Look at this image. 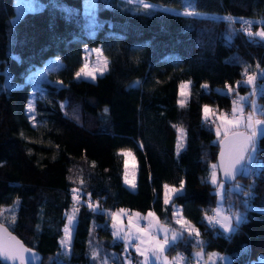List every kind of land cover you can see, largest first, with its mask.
Segmentation results:
<instances>
[{"label":"trees","instance_id":"1","mask_svg":"<svg viewBox=\"0 0 264 264\" xmlns=\"http://www.w3.org/2000/svg\"><path fill=\"white\" fill-rule=\"evenodd\" d=\"M36 1V9L13 21V0H0V66L21 84L4 89L0 77V223L31 250L35 264H126L124 257L135 264L137 254L112 234L111 214L152 211L178 227L174 206L199 232L183 231L167 248L184 255L182 264H192L195 252L221 256L214 264H253L264 256V151L253 154L252 174L251 159L235 181L224 183L226 210L243 213L226 233L208 221L216 205L210 170L222 136L202 111L206 104L215 113L230 111L234 101L253 96L255 115L264 119V39L253 34L264 31V0H142L158 6L152 11L96 0L92 16L84 0ZM86 46L99 47L107 60L93 81L75 77ZM53 56L61 66L30 99L25 76ZM249 75L253 94L244 83ZM258 148L264 150V135ZM125 149L137 164L133 190L123 180ZM181 181L183 191L166 205L164 186ZM73 188L81 192L78 201Z\"/></svg>","mask_w":264,"mask_h":264},{"label":"snow or ice","instance_id":"2","mask_svg":"<svg viewBox=\"0 0 264 264\" xmlns=\"http://www.w3.org/2000/svg\"><path fill=\"white\" fill-rule=\"evenodd\" d=\"M145 8H148L149 5L145 4ZM185 14H192L188 13L186 11ZM227 19H231V17H228ZM249 35H253L252 33H248ZM254 35L264 38V31H260L255 33ZM95 52L99 53L100 49H94ZM103 68H97V69H89L87 65L84 67H81L79 71L75 73V76L77 78L81 77L82 75L85 77H89L92 79H95V74L97 71L103 72ZM255 77L253 75H249L247 77V80L244 81V83L247 84H253ZM189 87L188 83H182L181 88V96H186V92L184 91L186 88ZM204 87H207V85H204ZM226 87H228L226 85ZM228 91L231 92L233 89L231 87H228ZM244 99V98H240ZM185 100L181 99L178 101L180 105L183 107L185 104ZM236 104V102H233ZM253 111L248 114V116L245 118L243 115V108L242 107H234L233 108V114L231 118L226 114H220L216 119L220 121V125L216 127V133L217 136H222V139L220 141L222 150L220 153V163L219 165L213 164L212 172H211V183L212 184H222V181H219L217 179V169L219 168L226 177H234L236 172L239 170L240 166L244 162L251 161L253 154L257 153L258 151H264L262 149L258 148V138L261 135H264V120L262 119H256L255 118V101L252 102ZM27 110L31 113L33 111V107L31 103H29ZM203 117L205 121H209L210 113L212 110L209 108V106L206 104L203 106ZM221 127H223V132H221ZM243 128L244 131H240L239 129ZM178 131L182 132V129H178ZM183 147V143L178 142L177 144V150L179 151ZM122 155L125 157L124 165H125V183L129 184L132 187H135L134 181L128 179V168H129V159L133 161L131 164L132 169L134 170L136 168L135 164V156L131 150H121ZM133 171V175H134ZM184 188V181L180 182V187H169L168 185H165V195H164V203L167 205L170 200L172 199L173 195H178ZM219 194V190H218ZM73 200L78 201L79 200V190L73 189ZM93 211L97 209V206H94L92 204L88 205ZM76 211L77 209H74L72 214L68 216V223L64 226V241H62L63 244H70L71 240V229L72 225L75 222L76 219ZM125 214V210L120 209L118 212H114L111 214L112 218V229H113V235L119 236L121 233L124 232V229L120 227V220L119 217ZM135 217V219H133ZM139 214H131L129 215V223L128 228L131 229L133 226L136 227L137 233L148 235L149 241H150V247H146L141 250L140 246H137L136 251L140 253L142 256L145 257L144 264H149L147 253L151 251L152 255L159 258L163 252L166 250V246H168L170 243L174 242L177 238L179 233L173 231L172 229L163 227L159 225V222L156 221L155 215L152 212L148 213V216L144 219L152 218L149 220V224L147 228L140 227L137 221L139 220ZM237 218L239 219V216L237 215ZM178 224H181L182 227L187 228L189 236H192L195 234L196 236H199V232L192 227L188 221L177 219L176 221ZM210 223H217L220 224V226L225 231H230L231 229V221L230 218L225 216L222 218V222L217 217H210L209 218ZM156 228L157 232H163L164 233V239L159 240L155 239L154 236L151 235V229ZM172 231L173 234L171 236V241L168 237V232ZM0 233H7V229L4 227V224L0 223ZM132 236L131 231L125 233L124 239L127 246V243L130 241ZM9 240H5L2 235H0V258H4L8 261H15L19 260L21 264H24V253L30 252V249L25 248L18 240L15 239V237H12L10 233H8ZM137 239L141 241V243L144 242L142 236H137ZM93 258L96 257L97 253L93 251L92 253ZM196 255H199L197 253ZM165 264H169V262L165 258Z\"/></svg>","mask_w":264,"mask_h":264},{"label":"rangeland","instance_id":"3","mask_svg":"<svg viewBox=\"0 0 264 264\" xmlns=\"http://www.w3.org/2000/svg\"><path fill=\"white\" fill-rule=\"evenodd\" d=\"M95 1L96 0H84L83 1L84 11L88 15H91L92 16L93 14H96V11H95V7H96ZM121 1L124 2V7H126L130 11H135V10L140 9V8H144V9H146L148 11H152V10H155L158 7L157 5H154V4H151L149 2L142 1V0H121ZM145 4H148L149 7L148 8H145L144 7ZM13 5H14V11H15V13H14V16L12 17V20L15 21L16 19H18L26 11H30V10L36 9V7H37V1L36 0H13ZM252 19L253 20H256L257 19V16L252 17ZM260 31L261 30H256L253 34H255L257 32H260ZM259 38H261V37H259ZM261 39H264V38H261ZM97 48H99V47H96V46H86V47H84L83 62H82V66H81V67H84L85 65H87V67L89 69L103 68L104 69L103 72H100V71H97L96 72L95 78L98 75H101V74H103L106 71V65H107V60L103 56V54L101 52V49L99 48L100 49V52L99 53H97V52L94 51V49H97ZM226 54H227V49L226 48H222V50H221V56L222 57H225ZM61 63H62L61 62V59L58 56H53V57L47 58L44 62H42L41 65L34 67V69H32L25 76L24 81L25 82H30L32 84V89L30 90V99L33 96V90L34 89L37 90V88H35V87L40 86V84L42 82L49 81L50 80V78H49V72L52 71V70H55V69L59 68L61 66ZM260 71H261V73L264 71V66H262L260 68ZM0 77H1V85H2V87L4 89H7V88H9L11 86L21 85L20 83H16V82L14 83V82H12L10 80V75H9V72L7 71L6 67L0 66ZM79 78H84V79L91 80V81L95 80V79H92V78H89V77H85L83 75L81 77H79ZM183 83H188L189 84V81H185ZM251 86H252V92H253V88L255 87V81H254L253 84H251ZM186 89L184 90L185 92L187 91ZM34 95H35V93H34ZM242 98H244V99H240L239 98V100L236 102V104L233 103V105H232V107H231V109L229 111V112H231V115H228L230 118H231V116L233 114V108L234 107H237V106L243 108V115L245 116V118L248 116L249 113H251L253 111V110L252 111L251 110H246L245 111V109H244V106H245L244 101H246L245 100L246 99V96H244ZM30 103H31V105L33 107V102L31 101ZM222 113L225 114L224 111L217 112V113L211 112V114H210V115L213 114V116H214V118H213V121H214L213 128H214L215 132H216V127L218 125H220V121L218 119H216V117H218ZM28 114H29V116L32 117L33 116V111L31 113L28 111ZM255 118L256 119H262V120H264L263 118H260L257 115H255ZM239 130L240 131H244L243 128H241ZM221 132H223V127H221ZM125 150H130V149H125ZM128 159H129L128 179L129 180H133L134 181V184H135L136 183V172H137L136 159H135L136 168L134 170L131 167V164H132L133 161L131 160V158H128ZM124 160H125V157H124ZM248 162H250V161H248ZM248 162H244V163H248ZM245 167L246 166H243L244 170H246ZM133 171L135 173L134 175H133ZM211 172H212V169L210 170V182H211ZM124 178H125V169H124ZM217 179L219 181H221L220 180V177H219V174H218V171H217ZM123 180H124V184L130 190L135 189V187H132L129 184H126L125 183V179H123ZM212 185L214 186V192L216 193V205H215V207H214V209L212 211V214L210 216H208V221H209V218L210 217H217L222 222V218L225 217V216H227V217L230 218V221H231V229L232 230L225 231L220 226V224H217L215 222H213V224L216 225V226H218V227H220L226 233L231 232L242 221V219H243V213L240 212V211H237V212H229V211L226 210L225 205L223 203V190H224V183L223 182H222V184H215V185L212 184ZM169 187H173V186H169ZM179 187H175V188H179ZM218 190H219V194H218ZM164 195H165V186H164ZM120 209L125 210V214L119 217V220L121 222L120 223V227L124 229V232L121 233L119 236H115V235L114 236L124 242L125 247H126V250H130L131 249V251H133V252H135L137 254L138 260L135 262V264H144L145 257L142 256L140 253H138L136 251V248H137V246H140L141 247V250L143 251L144 248L150 247L149 237H148V235L137 233L135 226H133L131 229L128 228L129 215L138 213L140 218L137 221V223L139 224L140 227L147 228L148 227V224H149V220H151L152 218H148V219H144V218L147 217L148 216V213L149 212H152V211H147V212L141 213L139 211H128V210H126L124 208H119V209H116L114 212H118ZM237 215L239 216V219L237 218ZM133 219H135V217H133ZM155 219H156V221L159 222V225L160 226H163V227L172 229L173 231L179 233L178 238L181 236V234H182L183 231H188L187 228L182 227L181 224H178L176 222L177 219H181V220H185V219L181 216L179 208H176L175 206H174V209H173V219L176 222V224L178 225V227H172L170 225H167L165 223H162L158 219V217L156 215H155ZM67 223H68V218H67L66 224ZM110 223H111L110 229H111L112 234H113L112 218L110 220ZM74 224H75V222H74ZM74 224L72 225V229H71V237H72V230H73ZM191 226L194 227L193 225H191ZM129 231H131L132 236H131V239L127 243V246H126L125 239H124V235H125V233H127ZM172 234H173L172 231L168 232V234H167L170 241H171ZM138 235L143 237V240H144L143 243H141V241L137 239V236ZM151 235L154 236L155 239H159V240H163L164 239V233L163 232H157V229L155 227L151 229ZM62 241H64V232H63V236H62V240H61V246H62L63 252H68L69 251V248H70V244H63ZM174 242H172V243H174ZM172 243H170V244H172ZM169 245L166 246V250L163 252V254L159 258L153 256L152 253H151V251H149L147 253L148 260H149V264H165V258L169 262V264H173V263H180V264H182V263H184L185 262V257L181 253H176V254H173V255H169L167 253V248L169 247ZM197 253H199V255H196ZM192 257L194 259V262L192 264H198L199 261H201V262H208V264H209V261H211V263L214 264V263L217 262V260L221 256H219L218 254L206 255L205 256L201 252H195V253H193ZM222 259H224V258H222ZM124 261H125L126 264H133V262H134L131 257H124ZM258 263L264 264V256L261 255L258 258V260L255 263H253V264H258Z\"/></svg>","mask_w":264,"mask_h":264},{"label":"water","instance_id":"4","mask_svg":"<svg viewBox=\"0 0 264 264\" xmlns=\"http://www.w3.org/2000/svg\"><path fill=\"white\" fill-rule=\"evenodd\" d=\"M221 139H222V137H221ZM221 139L219 140V149H218V154H217V159H216L217 165H219V163H220V153L222 150V146L220 143ZM243 166H244V163L242 164V166H240V168L236 172L235 176L231 177V178L226 177L224 175V173L218 168L217 171H218L220 180L225 184L232 183L233 181H235L240 176L241 171L243 170ZM4 227L7 229V233H0V235H2L5 240H8L11 243V241L9 240V237H8V233H10L12 237H15V239L18 240L20 242V244H22L25 248H27L24 245V243L22 242V240H20L14 233H12L5 225H4ZM34 260H35V258L33 257L31 251L24 253V264H35ZM0 262H2L3 264H21V262L19 260L8 261V260H5L4 258H0Z\"/></svg>","mask_w":264,"mask_h":264},{"label":"built area","instance_id":"5","mask_svg":"<svg viewBox=\"0 0 264 264\" xmlns=\"http://www.w3.org/2000/svg\"><path fill=\"white\" fill-rule=\"evenodd\" d=\"M246 29H247V28H246ZM252 94H253V92H252ZM252 97H253V96H251L249 100H248V99L246 100V103H247L250 107L252 106V102H253ZM224 113H225L226 115H231V112H229L228 110H227V111H224ZM213 118H214V116H212V117L209 119V121H207V125L210 126V127H213V123H214ZM256 165H257V161L253 158L252 161H251L250 168H249V170H248V172H249L250 174L253 173V168H254ZM73 189H75V188H73ZM73 189H72L71 192H70V195H71L72 198H73ZM80 197H81V192L79 191V199H80ZM198 264H205V263L199 261Z\"/></svg>","mask_w":264,"mask_h":264},{"label":"crops","instance_id":"6","mask_svg":"<svg viewBox=\"0 0 264 264\" xmlns=\"http://www.w3.org/2000/svg\"><path fill=\"white\" fill-rule=\"evenodd\" d=\"M176 208H179V207H177V206H175ZM180 210V209H179ZM185 221H187L186 219H185ZM189 224H191L190 222H189ZM192 225V224H191ZM197 230V229H196Z\"/></svg>","mask_w":264,"mask_h":264}]
</instances>
